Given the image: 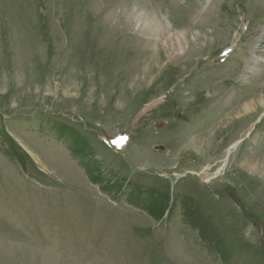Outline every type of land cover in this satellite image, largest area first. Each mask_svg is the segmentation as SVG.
Instances as JSON below:
<instances>
[{"label": "rangeland", "instance_id": "1", "mask_svg": "<svg viewBox=\"0 0 264 264\" xmlns=\"http://www.w3.org/2000/svg\"><path fill=\"white\" fill-rule=\"evenodd\" d=\"M252 216L264 0H0V264H264Z\"/></svg>", "mask_w": 264, "mask_h": 264}, {"label": "water", "instance_id": "2", "mask_svg": "<svg viewBox=\"0 0 264 264\" xmlns=\"http://www.w3.org/2000/svg\"><path fill=\"white\" fill-rule=\"evenodd\" d=\"M157 150L163 151L164 148L163 147H157ZM219 193L220 194H224V195H232L233 197L238 199L239 202H241L239 197H238V195H237V193L236 194L233 193V192L229 193L227 191H224V192L223 191H219ZM248 213L250 215V211H248ZM251 218H253L256 221L255 227H260V236H261V238L264 239V227H263V225L258 221V219L256 217L252 216Z\"/></svg>", "mask_w": 264, "mask_h": 264}, {"label": "snow or ice", "instance_id": "3", "mask_svg": "<svg viewBox=\"0 0 264 264\" xmlns=\"http://www.w3.org/2000/svg\"><path fill=\"white\" fill-rule=\"evenodd\" d=\"M125 139H126V137H120V138H119L117 141H115L114 143H116V144L123 143Z\"/></svg>", "mask_w": 264, "mask_h": 264}, {"label": "flooded vegetation", "instance_id": "4", "mask_svg": "<svg viewBox=\"0 0 264 264\" xmlns=\"http://www.w3.org/2000/svg\"><path fill=\"white\" fill-rule=\"evenodd\" d=\"M229 193H231V192H229ZM228 196H232V195H228ZM233 197V196H232ZM233 198H235V197H233ZM235 200H237L238 202H239V200L238 199H236L235 198ZM240 203V202H239ZM251 216V215H250ZM253 219V218H252ZM256 224V223H255Z\"/></svg>", "mask_w": 264, "mask_h": 264}, {"label": "bare ground", "instance_id": "5", "mask_svg": "<svg viewBox=\"0 0 264 264\" xmlns=\"http://www.w3.org/2000/svg\"><path fill=\"white\" fill-rule=\"evenodd\" d=\"M248 68V67H247ZM226 115H228V114H226ZM225 116V115H224ZM229 117H231L230 115H229ZM223 121V120H222Z\"/></svg>", "mask_w": 264, "mask_h": 264}]
</instances>
